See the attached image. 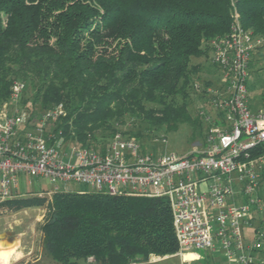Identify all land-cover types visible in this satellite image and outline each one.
Instances as JSON below:
<instances>
[{"label":"trees","instance_id":"1","mask_svg":"<svg viewBox=\"0 0 264 264\" xmlns=\"http://www.w3.org/2000/svg\"><path fill=\"white\" fill-rule=\"evenodd\" d=\"M234 11L244 29L264 39V0H0V108L12 82L22 80V102L32 116L61 104L53 128L79 145L97 147L98 138L107 141L130 119L149 131L189 122L204 136L197 115L202 97L193 85L209 82L199 73L215 71L210 42L229 31ZM255 54L251 87L258 81ZM124 131L142 138L139 130ZM47 198L6 204L14 210L46 204L43 250L60 264L89 258L131 264L178 250L165 197L80 190Z\"/></svg>","mask_w":264,"mask_h":264},{"label":"built area","instance_id":"2","mask_svg":"<svg viewBox=\"0 0 264 264\" xmlns=\"http://www.w3.org/2000/svg\"><path fill=\"white\" fill-rule=\"evenodd\" d=\"M262 43L236 11L229 31L210 42L217 81L193 85L202 97L203 143L183 155L149 152L120 126L104 144L79 145L53 128L62 105L32 116L22 104L25 84L14 80L0 110V210L10 199L65 191L67 183L110 195L162 196L171 209L175 256L205 249L219 253L215 264H256L259 238L253 233L247 242L243 226L263 210L264 109L250 108L247 87L251 54ZM30 177L51 189L29 190Z\"/></svg>","mask_w":264,"mask_h":264},{"label":"rangeland","instance_id":"3","mask_svg":"<svg viewBox=\"0 0 264 264\" xmlns=\"http://www.w3.org/2000/svg\"><path fill=\"white\" fill-rule=\"evenodd\" d=\"M264 40V39H263ZM262 46V45H261ZM259 57V64L257 66L256 77L258 78L256 87H251L252 75L249 77L248 87V97L249 102L253 104V109L261 108V103L264 102V41L263 47L256 48L254 51ZM195 58H192L194 60ZM201 63L204 65L209 62L208 59L201 58ZM210 66V65H208ZM202 69L199 73L201 78H207L212 76V73H208L207 70L211 68ZM254 73V74H255ZM22 81V80H21ZM25 84V83H24ZM25 89V88H24ZM28 93V92H27ZM28 95V94H27ZM29 103V102H28ZM202 103V102H201ZM23 104V102H22ZM3 105V104H2ZM27 107V103L23 104ZM198 105L197 107H199ZM2 109V106L0 110ZM264 109V107H263ZM191 114L195 116V110L191 107ZM136 122V123H135ZM122 129H130L131 131L139 130L142 138L138 139L142 146L149 152H167L176 153L177 155L187 154L195 149V147L200 146L203 143V129L198 128L196 125H192L189 122H183L178 124L175 128L163 131L160 130H148L146 124L134 121L133 119L127 120L124 125L120 126ZM165 141H162V138ZM99 143L104 144L106 138H98ZM31 184H25L29 190L37 189H51V185L43 178L30 177ZM21 185H23L21 183ZM63 185H60V188ZM65 191H80V190H90L89 187L78 184V183H67ZM261 195L264 196V185L263 190L260 191ZM45 196V195H36ZM52 196V195H51ZM51 196H48L47 203L51 200ZM7 202V201H6ZM4 202L2 204V209L0 210V239L5 236H11L13 238V244L17 243L15 248V256H13L9 264H60L52 260L43 250L42 245V232L40 230V225L45 221V215L47 211V206L41 207H26L19 210H14V207L9 206ZM264 209V201L262 203ZM264 210L255 217L250 225L243 226V233L247 237L251 235L254 228L259 229V241L261 249H264ZM18 241V242H17ZM19 243V244H18ZM2 247H9L3 243L0 244ZM199 254L198 259L195 260H182L180 256L167 255V257L157 259L155 261H140L134 264H214V260L217 259L219 253H212L209 250L197 249L194 250ZM18 257V258H17ZM152 260L158 258L156 256L150 257ZM149 258V259H150ZM88 261V264L91 262ZM263 263V262H262ZM261 263V264H262ZM79 264H87L85 260L80 259ZM264 264V263H263Z\"/></svg>","mask_w":264,"mask_h":264},{"label":"crops","instance_id":"4","mask_svg":"<svg viewBox=\"0 0 264 264\" xmlns=\"http://www.w3.org/2000/svg\"><path fill=\"white\" fill-rule=\"evenodd\" d=\"M212 73V76H208L207 78H205V79H207V80H209V81H211V82H216L217 81V78H218V76H217V74H216V72L215 71H212L211 72ZM210 73V74H211ZM253 219H254V215H253ZM252 219V220H253ZM252 220H251V222H252ZM264 222V221H263ZM253 233H255V235L256 236H258V234H259V229L258 228H254V230H253V232H252V234L251 235H248L247 237H246V241L247 242H249L250 240H251V237H252V235H253ZM259 238V237H258ZM10 239H12V241H13V238L11 237V236H5L4 238H2V239H0V241H3V242H8V241H10ZM18 242V241H17ZM19 244V243H18ZM193 254L194 256L192 257V258H190V259H187V258H185V254ZM184 255H183V257H181L182 258V260H187V261H189V260H195V259H198V258H200L199 257V254L198 253H196L195 251H192V252H185L184 253ZM173 256H175V255H173ZM256 256V258H257V263H264V249H261V246H260V248H259V250H258V252H257V255H255ZM164 257H167V256H164ZM164 257H158V258H155V259H148V261H155V260H157V259H161V258H164ZM221 260V257H220V255H218V257H217V259H215L214 260V264H215V262L217 263V261H220ZM85 262L88 264V261L87 260H85ZM262 263V264H263ZM131 264H134V263H131Z\"/></svg>","mask_w":264,"mask_h":264},{"label":"bare ground","instance_id":"5","mask_svg":"<svg viewBox=\"0 0 264 264\" xmlns=\"http://www.w3.org/2000/svg\"><path fill=\"white\" fill-rule=\"evenodd\" d=\"M16 245L17 243H14L9 247H2L0 245V264H9L11 262L13 256H15L14 252ZM184 256L185 258L190 259L194 255L191 253V254H185Z\"/></svg>","mask_w":264,"mask_h":264},{"label":"water","instance_id":"6","mask_svg":"<svg viewBox=\"0 0 264 264\" xmlns=\"http://www.w3.org/2000/svg\"><path fill=\"white\" fill-rule=\"evenodd\" d=\"M1 243H3L4 246H6L7 244H9V245L11 246V245L13 244V241H12V239H10V241H8V242H6V243L3 242V241H0V244H1Z\"/></svg>","mask_w":264,"mask_h":264}]
</instances>
